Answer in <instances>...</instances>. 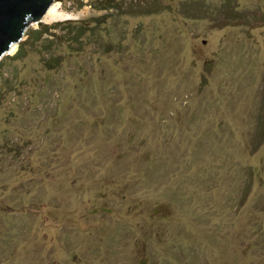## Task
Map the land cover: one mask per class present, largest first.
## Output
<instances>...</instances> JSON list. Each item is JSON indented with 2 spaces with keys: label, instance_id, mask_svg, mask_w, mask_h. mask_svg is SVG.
<instances>
[{
  "label": "rangeland",
  "instance_id": "1",
  "mask_svg": "<svg viewBox=\"0 0 264 264\" xmlns=\"http://www.w3.org/2000/svg\"><path fill=\"white\" fill-rule=\"evenodd\" d=\"M263 103L264 0H53L0 58V264H264Z\"/></svg>",
  "mask_w": 264,
  "mask_h": 264
},
{
  "label": "water",
  "instance_id": "2",
  "mask_svg": "<svg viewBox=\"0 0 264 264\" xmlns=\"http://www.w3.org/2000/svg\"><path fill=\"white\" fill-rule=\"evenodd\" d=\"M52 1L0 0V58L22 38L28 19H42Z\"/></svg>",
  "mask_w": 264,
  "mask_h": 264
},
{
  "label": "trees",
  "instance_id": "3",
  "mask_svg": "<svg viewBox=\"0 0 264 264\" xmlns=\"http://www.w3.org/2000/svg\"><path fill=\"white\" fill-rule=\"evenodd\" d=\"M109 1L106 2H101L99 4H95V8H97L98 10H109L112 9L113 4L111 5ZM107 4V5H106ZM85 4L84 2L81 3V7H83ZM234 11H236V9H234ZM96 21V20H95ZM97 24L101 25L103 24V19H97ZM67 29L68 32H70L69 34H71L72 36H70V38L72 40H80L81 38H83L84 36L86 37L87 34L89 33L88 36L93 35L96 32V27L92 24V23H88V25L84 24V23H80L77 24L75 22H69L67 24ZM75 33V35H74ZM47 35V38H45V36ZM54 33L51 32V29L49 26H42L39 30H33L31 32V34L29 35L28 39L26 40V43L28 44H32V47L37 43V42H43V46L45 48V51L50 50V45L53 43V40L55 38ZM53 37V38H52ZM60 38L57 37L56 40ZM25 49L24 48H20V50L18 51V54H16L17 56H21L25 54ZM16 56V57H17ZM62 56L60 55H56L53 54L51 55L50 58L45 59L44 63L45 64H49L50 67H55L58 68L62 65ZM263 110L261 111L258 120H257V126H256V134L253 135V139H256L258 141V139H262L264 140V103H263ZM255 124V123H254ZM252 174H255V170L252 169L251 174H250V178L252 180ZM249 184H247L248 186ZM198 197H200V193L201 192H197ZM191 200L194 199V197H189ZM156 215L158 216H162L160 215V210H157ZM196 249L192 250V253L195 255ZM157 264V263H156ZM172 264V263H171Z\"/></svg>",
  "mask_w": 264,
  "mask_h": 264
},
{
  "label": "bare ground",
  "instance_id": "4",
  "mask_svg": "<svg viewBox=\"0 0 264 264\" xmlns=\"http://www.w3.org/2000/svg\"><path fill=\"white\" fill-rule=\"evenodd\" d=\"M55 16V9H51L48 13V17H53Z\"/></svg>",
  "mask_w": 264,
  "mask_h": 264
}]
</instances>
